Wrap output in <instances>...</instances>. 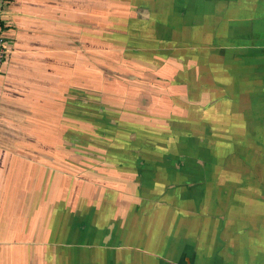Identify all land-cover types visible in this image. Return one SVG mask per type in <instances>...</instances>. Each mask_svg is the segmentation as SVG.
<instances>
[{
    "label": "crops",
    "instance_id": "0c3cea01",
    "mask_svg": "<svg viewBox=\"0 0 264 264\" xmlns=\"http://www.w3.org/2000/svg\"><path fill=\"white\" fill-rule=\"evenodd\" d=\"M0 21V264H264V0Z\"/></svg>",
    "mask_w": 264,
    "mask_h": 264
},
{
    "label": "built area",
    "instance_id": "2783aa9c",
    "mask_svg": "<svg viewBox=\"0 0 264 264\" xmlns=\"http://www.w3.org/2000/svg\"><path fill=\"white\" fill-rule=\"evenodd\" d=\"M5 41H6L5 37L4 36H0V67H1V65H2V63L4 61V58H5L6 54H7L6 47H5V43H6Z\"/></svg>",
    "mask_w": 264,
    "mask_h": 264
},
{
    "label": "rangeland",
    "instance_id": "374dc122",
    "mask_svg": "<svg viewBox=\"0 0 264 264\" xmlns=\"http://www.w3.org/2000/svg\"><path fill=\"white\" fill-rule=\"evenodd\" d=\"M97 45L96 44H90L89 46V51H91V59H90V62L91 64L93 63L96 67H97ZM94 58V59H93ZM77 64V62H75V65Z\"/></svg>",
    "mask_w": 264,
    "mask_h": 264
},
{
    "label": "water",
    "instance_id": "95a60500",
    "mask_svg": "<svg viewBox=\"0 0 264 264\" xmlns=\"http://www.w3.org/2000/svg\"><path fill=\"white\" fill-rule=\"evenodd\" d=\"M0 28H1V21H0Z\"/></svg>",
    "mask_w": 264,
    "mask_h": 264
}]
</instances>
